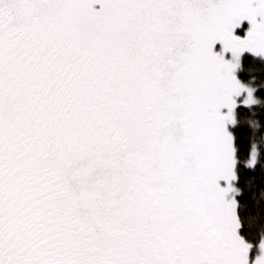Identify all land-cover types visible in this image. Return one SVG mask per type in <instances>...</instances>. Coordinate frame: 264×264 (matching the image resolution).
I'll list each match as a JSON object with an SVG mask.
<instances>
[{"label": "snow or ice", "instance_id": "1", "mask_svg": "<svg viewBox=\"0 0 264 264\" xmlns=\"http://www.w3.org/2000/svg\"><path fill=\"white\" fill-rule=\"evenodd\" d=\"M245 51L264 0H0V264H250L226 199Z\"/></svg>", "mask_w": 264, "mask_h": 264}, {"label": "trees", "instance_id": "2", "mask_svg": "<svg viewBox=\"0 0 264 264\" xmlns=\"http://www.w3.org/2000/svg\"><path fill=\"white\" fill-rule=\"evenodd\" d=\"M241 81L255 88L258 103L237 107V122L233 127L237 152V213L244 240L258 250L264 241V58L244 53L238 71ZM260 146L256 165L248 166L253 146Z\"/></svg>", "mask_w": 264, "mask_h": 264}, {"label": "rangeland", "instance_id": "3", "mask_svg": "<svg viewBox=\"0 0 264 264\" xmlns=\"http://www.w3.org/2000/svg\"><path fill=\"white\" fill-rule=\"evenodd\" d=\"M96 7L97 8H99L100 6L99 5H96ZM244 24H246V26L244 27L245 28V32L244 33H241V32H238L237 30L239 29H236V32H235V34L236 35H238V36H240V37H245L246 36V33H247V31L250 29V27H251V25H250V22H248V21H244L243 22V25ZM242 25V26H243ZM214 52H216V53H219V54H223V51H222V44H220V43H217V45L215 46V48H214ZM252 53V52H249V51H245L244 53ZM244 53H242L241 54V56H240V58H239V60L237 61L234 57H233V54L231 53V52H228V53H226V54H224L225 55V59L226 60H228V61H230L231 63H238V67H237V69L235 70V72H234V75L237 77V79L240 81V83L244 86V88L246 89L239 97H235V99H236V101H237V107L239 106V105H243V106H249V105H246L245 103H244V101L247 99V95H248V93H247V90H251L252 91V94H253V98H254V100L256 101L255 103H253V104H251L250 106H253L254 104H257L258 103V100H257V97H256V95H255V88L251 85V84H248V83H245V82H243V81H241L240 79H239V77H238V71H239V68H240V65H241V62H242V56H243V54ZM252 54H254V53H252ZM256 55V54H255ZM258 56H261L262 58H264V55H258ZM237 107L234 109V118H235V121L237 122ZM221 112H222V114H227V109H222L221 110ZM236 122H235V124H236ZM235 124H233V123H231V122H228L227 124H226V128H227V131L232 135V137H233V146H234V159H235V161H236V163H235V166H234V173H235V177H236V171H237V162H238V158H237V152H236V148H235V140H234V134H233V127H234V125ZM260 145L258 144V143H256L254 146H253V148H252V150H251V154H250V157H249V159L247 160V165L248 166H254V165H256L257 164V162L259 161V158H260V147H259ZM255 150H256V152H257V155H256V157H255V163L253 164L252 163V154L255 152ZM235 180H236V178L234 179V180H232L231 181V187H232V191L231 192H229L228 194H227V196H226V199L227 200H229V201H231V200H235L236 202H237V188H236V183H235ZM220 186L221 187H224V188H226V187H228L229 186V182L228 181H224V180H221L220 182ZM236 212H237V209H236ZM237 216H238V213H237ZM238 233H239V235L241 236V233H240V231H239V229H238ZM242 237V236H241ZM243 238V237H242ZM244 239V238H243ZM246 242V241H245ZM264 242V241H263ZM247 243V242H246ZM262 243V242H261ZM261 243L258 245V247H257V249L258 250H255L254 248H253V246L251 245V248H250V250H249V261H250V264H255V261H256V259L259 257V256H262V255H264V249H261V247H260V245H261ZM250 245V244H249Z\"/></svg>", "mask_w": 264, "mask_h": 264}, {"label": "flooded vegetation", "instance_id": "4", "mask_svg": "<svg viewBox=\"0 0 264 264\" xmlns=\"http://www.w3.org/2000/svg\"><path fill=\"white\" fill-rule=\"evenodd\" d=\"M245 26H246V24H244L242 27H240L237 31L244 33L245 32V28H244Z\"/></svg>", "mask_w": 264, "mask_h": 264}, {"label": "clouds", "instance_id": "5", "mask_svg": "<svg viewBox=\"0 0 264 264\" xmlns=\"http://www.w3.org/2000/svg\"><path fill=\"white\" fill-rule=\"evenodd\" d=\"M255 154L257 155V152H256V150H255ZM256 157V156H255Z\"/></svg>", "mask_w": 264, "mask_h": 264}]
</instances>
